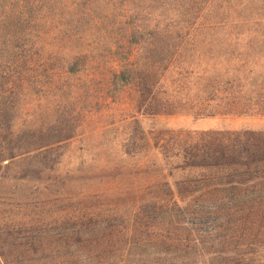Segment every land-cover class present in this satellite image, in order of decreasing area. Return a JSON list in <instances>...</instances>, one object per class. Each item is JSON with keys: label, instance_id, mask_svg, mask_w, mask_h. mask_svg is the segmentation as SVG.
Wrapping results in <instances>:
<instances>
[{"label": "trees", "instance_id": "obj_1", "mask_svg": "<svg viewBox=\"0 0 264 264\" xmlns=\"http://www.w3.org/2000/svg\"><path fill=\"white\" fill-rule=\"evenodd\" d=\"M101 65L102 86L92 89ZM89 91L126 94L140 115H264V0H0V174L26 173L76 137L69 115L79 116L63 104ZM39 97L56 105L47 126L22 119ZM138 140L137 152L149 162L157 151L169 174L264 171L263 131Z\"/></svg>", "mask_w": 264, "mask_h": 264}, {"label": "rangeland", "instance_id": "obj_2", "mask_svg": "<svg viewBox=\"0 0 264 264\" xmlns=\"http://www.w3.org/2000/svg\"><path fill=\"white\" fill-rule=\"evenodd\" d=\"M89 94L63 104L79 116L69 115L76 137L26 173L0 174V264H264V171L169 174L157 151L149 162L137 152L139 134L264 132V115H140L126 94ZM47 98L22 119L52 122Z\"/></svg>", "mask_w": 264, "mask_h": 264}]
</instances>
